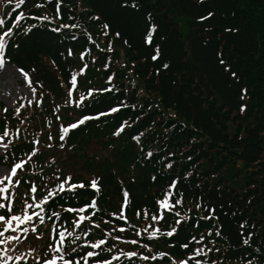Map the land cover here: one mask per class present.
<instances>
[{"label":"trees","instance_id":"trees-1","mask_svg":"<svg viewBox=\"0 0 264 264\" xmlns=\"http://www.w3.org/2000/svg\"><path fill=\"white\" fill-rule=\"evenodd\" d=\"M7 2L0 35L11 34L0 57L42 94L31 122L74 119L57 140L82 168L70 180L55 174L56 162L40 158L25 134L9 138L6 158L21 166L26 191L52 192L54 229L71 231L72 213L98 205L99 227L84 231L67 260L264 264V0ZM116 200L125 201L123 215ZM143 215L156 217L155 237L129 231Z\"/></svg>","mask_w":264,"mask_h":264},{"label":"rangeland","instance_id":"rangeland-1","mask_svg":"<svg viewBox=\"0 0 264 264\" xmlns=\"http://www.w3.org/2000/svg\"><path fill=\"white\" fill-rule=\"evenodd\" d=\"M7 1L8 0H0V10L10 6ZM114 45L116 47L117 43H114ZM118 58L119 60L123 59L122 49L118 50ZM72 64L77 65L75 71H83L82 61H79L77 57L73 58ZM83 75L84 74H79V77L83 78ZM47 96L48 98H52V96ZM41 97L42 94L36 95L31 90L27 78L13 64L5 62V66L0 68V116L3 113L5 119L4 124L0 125V133H7L4 137L0 135V178H3L5 174H8L11 178V183L6 180L4 185H0V187H7L9 189V192L6 193V195H10L12 206L16 203H20V201L24 199L17 207L13 206L12 213H8L5 209H0V215L8 217L9 215L22 216L25 212L33 214V219L27 224L21 226V229H29L27 233L22 230H18L15 233H5V236L16 235L20 237L19 241H12L7 245L9 249L7 255L12 257V259L8 260L7 264H46V262L52 259L56 260V264H65V261H69L67 260L69 249L78 246L82 241H86L84 231L95 230L101 223V221L96 219L95 212H93L98 205L95 200H92L88 207H85L83 211H80L79 209L72 213V223L74 228L71 231H64L62 228L54 229L52 225H49L48 223L51 213L47 210L46 206L47 200L51 199L53 195L52 192L50 191L47 194V190H45L37 194L35 192H30L28 189L27 192L25 185L23 183H18V174L20 175V168L16 167L18 163H14L12 166V160L6 158L9 157L8 152L6 151L10 145V143H8L9 138L13 141L20 135L25 134L27 138L32 136L31 139L36 141L35 147L39 151L40 158L51 157V165L56 162L53 166L55 174L60 175L65 170L68 171V177L70 176V173H72L73 177L76 178L77 174L80 172L79 169L82 168L81 160L70 156V149L68 150L67 146L57 140V137H59L64 141L66 134L65 129L73 124L74 119L70 120L67 118L68 112L63 114L60 122L53 127L47 126L48 121L46 119H43L47 121L46 123L37 121L36 124L29 120L31 118V115L29 114L30 106L37 108V104ZM56 101L59 109L67 111L68 107L66 106V101H61V98ZM67 104L71 103L69 102ZM39 126H42L43 128ZM17 130L18 133L15 134ZM6 138H8L7 141L5 140ZM79 145L84 148V150H91L92 147H96L95 142H79ZM19 147L22 146L20 145ZM13 169L16 171L15 176H11V170ZM27 193L28 197L25 198ZM113 202L115 208L118 207L120 214L123 215L126 208L125 201L122 203L117 200ZM27 204H32L33 207L27 208ZM37 204H39L40 207H36L35 205ZM34 213H39V215L44 218L43 223H41L39 217L34 215ZM81 217H85V219L81 220ZM156 224V219L154 220L152 217L143 215L138 219L134 228H129V231L145 236L152 235V233L156 231ZM104 226L114 229L113 226L108 224H104ZM33 228L36 229L35 232L31 231ZM2 229L3 225L0 224V230ZM60 232H64L63 244L60 243ZM69 232L72 233L71 236L68 235ZM4 247V245H0V249H3ZM58 248L61 249V251H56ZM131 249L138 256L144 254L142 253L144 249H142L141 252L133 246H131ZM60 256H63V260L59 259Z\"/></svg>","mask_w":264,"mask_h":264},{"label":"snow or ice","instance_id":"snow-or-ice-1","mask_svg":"<svg viewBox=\"0 0 264 264\" xmlns=\"http://www.w3.org/2000/svg\"><path fill=\"white\" fill-rule=\"evenodd\" d=\"M25 2V0H18V4L17 7L20 4H23ZM39 6V5H38ZM46 19V17H45ZM4 21L0 20V26H3ZM11 32L10 30L5 31L3 33V35H0V52L3 51L7 41L5 39V37L10 36ZM5 66V61L3 60L2 57H0V68H3ZM21 73H23V70H20ZM26 76V74H24ZM72 84L74 85L76 83V79L75 77L72 78ZM113 111H116V109H113ZM79 123L83 124L84 120H81ZM77 125H73V127H76ZM68 130L65 129V132H67ZM4 135H7V133H4ZM17 168L21 167L20 165L16 166ZM16 175V171L15 169L11 170V176H15ZM68 180L71 179V177L67 178ZM9 181V183H11V178L8 174H5L3 176V178H0V185H4L5 181ZM91 186L93 188L97 187V183L95 180H93L91 182ZM60 189L63 190L64 189V184L61 183L59 185ZM73 188H77V187H84V185H72ZM32 191H35V188L32 189ZM9 192V189L7 187H0V201H5V202H0V209H5L8 213H12L13 211V206H12V201L10 198V195H6V193ZM125 197H127V193H125ZM177 204L180 203V201H176ZM36 207H40L39 204L35 205ZM161 206L168 208L170 207L168 205L167 199H165L164 201L161 202ZM33 205L32 204H27V208H32ZM69 211H71V209H69ZM80 211H83V209H80ZM34 215H36L37 217H39L41 223H43V217L39 215V213H34ZM177 215H179L177 213ZM33 219V214H28L27 212H25L22 216L21 215H9L8 217H5L4 215H0V224L3 225V229L0 230V245H4L5 247L3 249H0V264H7L8 260L12 259L11 256H8L7 253L9 251L7 245L10 244L12 241H19L20 237L16 236V235H8L5 236V233L7 232H12L15 233L18 230H22L23 232L27 233L29 231L28 228H23L21 229V226L24 224H27L28 222H30ZM85 219V217H81V220ZM153 219L155 220L156 217L154 216ZM31 231L35 232L36 229L33 228L31 229ZM158 231V230H157ZM61 240L60 243L63 244V238H64V232H60L59 233ZM69 236L72 235L71 232L68 233ZM156 233H152V237H155ZM167 235L171 236L173 235V232H168ZM78 239V237H77ZM104 241H100L99 244H94L92 245L93 247H100V244H103ZM133 243H135V241H133ZM245 243H247V240H245ZM183 247H187V245H183ZM56 251H61V249H56ZM202 253V250H197L196 255H200ZM87 255L89 257L96 255L93 252H89L87 253ZM129 255H134V254H129ZM155 258V257H153ZM59 259L63 260V256H60ZM144 259H148V257H144ZM46 264H56V260L52 259L48 262H46ZM65 264H71L70 261H65ZM183 264H187V262H183Z\"/></svg>","mask_w":264,"mask_h":264}]
</instances>
